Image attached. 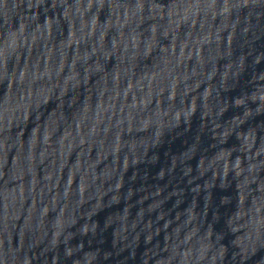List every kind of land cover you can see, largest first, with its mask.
Masks as SVG:
<instances>
[{
	"label": "water",
	"instance_id": "obj_1",
	"mask_svg": "<svg viewBox=\"0 0 264 264\" xmlns=\"http://www.w3.org/2000/svg\"><path fill=\"white\" fill-rule=\"evenodd\" d=\"M0 264H264V0H0Z\"/></svg>",
	"mask_w": 264,
	"mask_h": 264
}]
</instances>
